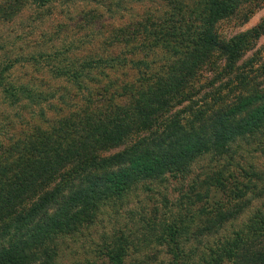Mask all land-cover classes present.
Returning <instances> with one entry per match:
<instances>
[{"label":"trees","instance_id":"obj_1","mask_svg":"<svg viewBox=\"0 0 264 264\" xmlns=\"http://www.w3.org/2000/svg\"><path fill=\"white\" fill-rule=\"evenodd\" d=\"M263 2L169 0L75 59L70 47L30 56L58 87L16 82L18 60L2 62L0 102L15 113L0 120V264H60L64 241L105 208L169 183L179 192L170 218L117 228L85 264H128L140 240L169 264H264V206L249 211L264 173L242 154L245 142L264 151V20L222 26H244ZM25 3L2 0L0 22Z\"/></svg>","mask_w":264,"mask_h":264},{"label":"rangeland","instance_id":"obj_2","mask_svg":"<svg viewBox=\"0 0 264 264\" xmlns=\"http://www.w3.org/2000/svg\"><path fill=\"white\" fill-rule=\"evenodd\" d=\"M25 2L23 10L12 21L0 22V64L6 60L8 63L10 60H18L10 71L11 79L16 82H27L36 78L37 84L48 82L56 87L65 83L53 80L46 74L42 58L28 60L30 56L70 47L74 49L72 57L75 59L88 51L96 50L91 45L108 40L114 35V27L122 28L130 23L135 24L146 15L157 19L170 7L169 0H52L41 8L35 0ZM262 20L264 2L244 26L236 27L233 21L225 22L222 26L224 31L234 33L252 29ZM263 45L264 35L259 41L258 48ZM251 55L252 52L248 54ZM43 75L46 81L42 79ZM14 113L12 108L0 102V120ZM243 146V156L258 164L264 173V151L259 149L256 143L245 142ZM211 158L210 155L198 161L194 165L195 173L207 168L212 162ZM178 198V187L173 183L154 184L150 191L138 188L124 205L105 208L99 221L92 228L66 239L60 264H85L88 260L95 259L99 246L119 227L138 232L137 224L141 223L143 217L147 220L155 215L161 219L170 218ZM252 200V208L249 211L264 206V193L262 196L253 197ZM137 235L140 239L143 237L141 233ZM138 244L141 251L138 255L133 254L128 259V264L136 260H144L150 264H169V256L163 247L154 242L147 247L142 245L144 244L142 240Z\"/></svg>","mask_w":264,"mask_h":264}]
</instances>
